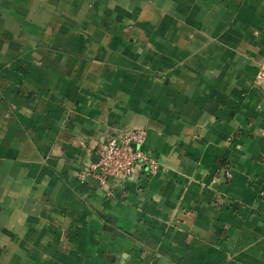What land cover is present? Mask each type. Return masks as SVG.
Instances as JSON below:
<instances>
[{"label": "crops", "instance_id": "1", "mask_svg": "<svg viewBox=\"0 0 264 264\" xmlns=\"http://www.w3.org/2000/svg\"><path fill=\"white\" fill-rule=\"evenodd\" d=\"M0 264H264V0H0Z\"/></svg>", "mask_w": 264, "mask_h": 264}, {"label": "built area", "instance_id": "2", "mask_svg": "<svg viewBox=\"0 0 264 264\" xmlns=\"http://www.w3.org/2000/svg\"><path fill=\"white\" fill-rule=\"evenodd\" d=\"M146 133L142 130H121L98 146L99 162L91 167L90 176L98 180L99 188L112 196L117 184L127 182L139 165L144 164L151 174H155L158 165L143 149ZM134 146H138L137 150Z\"/></svg>", "mask_w": 264, "mask_h": 264}, {"label": "water", "instance_id": "3", "mask_svg": "<svg viewBox=\"0 0 264 264\" xmlns=\"http://www.w3.org/2000/svg\"><path fill=\"white\" fill-rule=\"evenodd\" d=\"M138 146H134V149L137 150ZM99 162V157L97 156V161L96 164ZM88 182L93 185L94 187H99V182L98 180H96L95 178H93L92 176L88 177Z\"/></svg>", "mask_w": 264, "mask_h": 264}]
</instances>
